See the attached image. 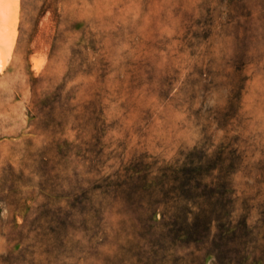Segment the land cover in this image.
I'll return each mask as SVG.
<instances>
[{"label":"rangeland","instance_id":"rangeland-1","mask_svg":"<svg viewBox=\"0 0 264 264\" xmlns=\"http://www.w3.org/2000/svg\"><path fill=\"white\" fill-rule=\"evenodd\" d=\"M63 9L67 23L57 44L62 22L55 3L15 0L12 49L0 73V136L16 133L25 139L16 145L21 166L0 197V228L11 226L18 239L30 236L43 246L54 244L74 225L101 222L115 227L109 235L127 247L128 264H140L137 253L144 250L158 254L160 264H217L213 240L197 243L183 237L168 226V218L163 219L164 207L150 211L149 204L160 202L161 197L138 195L140 185L133 180V170L143 176L149 172L152 179L158 169L183 162L195 149L212 154L225 146L241 157L231 176L239 199L233 224L238 226L245 217L252 234L247 241L233 234L218 242L220 254L228 258L225 264H255L254 257L263 258L264 151L252 152L258 137L246 135V128L241 131L235 117L227 124L215 117L217 132L223 133L216 143L212 138L216 133L210 136L205 131L210 115L206 102L201 101L200 109L193 108V92L185 93L187 112H177L176 119L194 117L198 133L189 129L191 136L185 133L177 138L158 120L144 117L149 113L156 117L164 101L176 100L170 98V91L181 78L185 82L181 91L185 85L195 89L196 84L189 83L195 80L210 95L216 82L224 81L228 95L240 98L239 105L252 102L264 88V79L253 64L232 57L245 40L253 54L264 47V32L259 31L264 24L250 34L254 25L239 0H181L178 6L153 0L151 15L143 6L118 9L110 0H78ZM134 11L144 15L148 28L139 37L129 34L130 46L124 53L108 56L104 45L114 26ZM154 19L179 33L167 51L155 46L150 31ZM45 37L58 47L60 58L36 93L22 83L24 60L31 56L37 72L45 67ZM101 53L98 64H89L75 79L65 77L66 57L87 54V59ZM161 89L169 95H161ZM50 172L61 179L51 181ZM253 250L260 256H253Z\"/></svg>","mask_w":264,"mask_h":264},{"label":"clouds","instance_id":"clouds-1","mask_svg":"<svg viewBox=\"0 0 264 264\" xmlns=\"http://www.w3.org/2000/svg\"><path fill=\"white\" fill-rule=\"evenodd\" d=\"M50 2L55 3L62 22L56 34V42L58 44L63 39L64 23H67V21H64L66 13L64 12L63 5L66 3L75 4L78 0H50ZM110 2L116 5L118 9L120 6H127L129 4L138 7L143 6L148 14L151 15L153 0H110ZM160 2L165 5L174 4V6H178L181 0H160ZM198 2H203V0H198ZM239 4L244 9L245 14L249 16L250 24L254 25L250 29L251 34L261 24H264V0H239ZM117 15H120L119 11ZM118 25L114 26L112 34L104 45V51L108 56L124 53L126 48L130 46L129 34L132 33L139 37L142 35L143 29L148 28L144 15H137L135 11L122 17L118 21ZM150 31L154 34L156 48L164 49L165 51L170 46L174 47L175 39L179 35L178 31H173L171 27L166 26L160 19H154ZM259 31L264 32V28H259ZM45 41L46 44L43 50L48 53V63L43 69L39 72L35 70L31 56H28L24 60L22 74L24 80L22 83L25 89H30L36 93H39L40 85L49 77V74L54 70L57 60L60 58L58 47L52 43L51 39L45 37ZM203 54L208 55V53ZM212 54L217 57L223 55V53L219 52ZM86 55L65 58L64 74L67 79H75L81 72L88 69L89 64H98V57L102 56L103 53L87 59L85 58ZM225 59L228 60L229 58L225 57ZM232 59H241L245 64H253V70L264 79V47H260L253 54L251 47L247 45V40H245L244 45L240 47ZM159 63L157 61V64ZM184 83L183 78H181L172 85L170 98L176 97L175 101L172 103L164 101V107L159 110L156 117H153L149 113L144 119L146 121L158 120L177 138L185 133H187V136H191L192 132L189 129L198 133L199 129L193 128L194 117L191 121L184 117H181L179 120L176 119L177 112H187L189 102L185 93L193 92V100L191 101L193 108L200 109L201 101L204 100L206 102L205 107L209 109L210 115L207 119L205 131L210 136L212 133H216L212 137L216 143H219L223 133L217 132L215 117H219L224 124H227L235 117L239 122L241 131H244L246 128V135L258 137L257 141L252 142V152L264 151V88L260 89L252 102L247 105H239V97L233 98L228 95L229 88L227 82L217 81L210 95L195 80L189 82L196 84L195 89L185 85L184 91H181V86ZM160 94L169 95V91L161 89ZM225 101H227L226 104ZM0 107H3V105L0 104ZM225 112H227V116H225ZM140 127L143 128V125ZM24 139L23 135L16 133L11 136H0V197L5 196L7 181L15 179V175L21 166L16 145ZM192 142V140H189V143ZM10 164L14 165V167L9 168ZM39 179V176H35V180L38 181ZM48 179L56 182L61 178L50 172ZM115 230L114 226L106 227L101 222H97L92 226L84 222L81 225H74L71 232L58 235L54 244L41 246V244L33 241L30 236L18 239L17 231L12 229L11 226H9L8 230L0 228V264H128L127 247L122 248L109 235V233L114 234ZM16 243L20 244L19 249L16 248ZM261 252H264V248L261 249ZM137 255L140 258V264H160L158 254L156 253L144 250L137 253ZM253 256H260V253L253 250Z\"/></svg>","mask_w":264,"mask_h":264},{"label":"trees","instance_id":"trees-1","mask_svg":"<svg viewBox=\"0 0 264 264\" xmlns=\"http://www.w3.org/2000/svg\"><path fill=\"white\" fill-rule=\"evenodd\" d=\"M240 163L241 157L225 146L212 154L195 149L183 162L158 169V175L152 179L149 172L143 176L138 170H133V180L140 185L137 187L138 195L161 197L160 202L149 204L150 211L155 206L156 212L158 207H164L163 219L168 218V226L177 228L183 237L190 236L197 243L213 240L212 253L217 264H225L228 258L220 254L222 249L218 242L233 234L240 235L241 239L243 236L247 241L252 234L245 217L238 222V226L233 224L239 199L232 187L231 176ZM214 229L217 232L214 233ZM263 258L254 257V263L264 264Z\"/></svg>","mask_w":264,"mask_h":264},{"label":"bare ground","instance_id":"bare-ground-1","mask_svg":"<svg viewBox=\"0 0 264 264\" xmlns=\"http://www.w3.org/2000/svg\"><path fill=\"white\" fill-rule=\"evenodd\" d=\"M14 10L15 0H0V73L4 70L12 49L10 23Z\"/></svg>","mask_w":264,"mask_h":264}]
</instances>
